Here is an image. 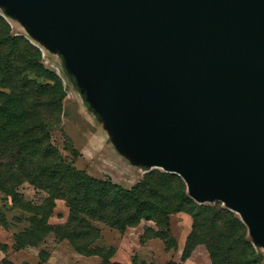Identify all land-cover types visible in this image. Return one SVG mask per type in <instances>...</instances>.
<instances>
[{
    "label": "water",
    "instance_id": "95a60500",
    "mask_svg": "<svg viewBox=\"0 0 264 264\" xmlns=\"http://www.w3.org/2000/svg\"><path fill=\"white\" fill-rule=\"evenodd\" d=\"M64 55L122 146L264 244V0H0Z\"/></svg>",
    "mask_w": 264,
    "mask_h": 264
},
{
    "label": "trees",
    "instance_id": "16d2710c",
    "mask_svg": "<svg viewBox=\"0 0 264 264\" xmlns=\"http://www.w3.org/2000/svg\"><path fill=\"white\" fill-rule=\"evenodd\" d=\"M65 96L59 76L43 64L40 48L23 35L13 34L0 15V191L13 207L30 214L29 225L13 235L14 249L37 246L52 233L80 254L98 255L99 264H118L111 261L112 246L96 243L101 235L94 223L124 232L141 220L152 221L154 227H147L146 233L160 238L165 247L175 248L169 216L183 212L191 216L192 223L182 258L203 244L211 264L259 263L240 217L217 200L213 205L198 204L176 173L146 167L142 177L126 188L74 167L52 141V133L60 128ZM64 148L73 157L79 155L68 142ZM23 183L46 193L40 203L23 198L18 191ZM57 199L64 200L68 216L63 223L51 224L48 220ZM5 222L0 213V223ZM0 249L5 251L7 245L0 243ZM39 256L44 261L47 252L42 250Z\"/></svg>",
    "mask_w": 264,
    "mask_h": 264
},
{
    "label": "rangeland",
    "instance_id": "374dc122",
    "mask_svg": "<svg viewBox=\"0 0 264 264\" xmlns=\"http://www.w3.org/2000/svg\"><path fill=\"white\" fill-rule=\"evenodd\" d=\"M0 15L9 23L13 34L23 35L40 48L43 64L60 78L66 96L63 100L60 128L52 133V141L62 155L71 160L77 169L98 178L108 177L122 187L128 188L140 179L148 166L143 165L126 147L122 146L117 129L111 126L109 120L101 113L89 89L79 83L78 76L69 68L62 52L57 47L50 46L33 36L22 17L16 15L7 17L1 6ZM67 142L79 153L78 156L73 157L64 148ZM151 169L168 172L155 166H149L148 170ZM18 191L25 200L34 203H40L46 195L45 192L28 183H23ZM215 202L197 203L213 205ZM218 202L227 208L222 202ZM0 213L4 214L6 221L4 225L0 223V243L7 245L5 251L0 249V264H99L98 255L80 254L67 240H57L52 233L37 246L14 249L13 235L29 225L27 218L30 214L13 207L1 191ZM67 216L68 208L64 200H55V207L48 222L63 223ZM169 223L170 232L176 240L175 248L165 247L160 238L151 237L146 233V228L154 227V223L144 220L124 232L96 222L94 225L99 228L101 235L96 243L105 248L112 246L115 251L111 261L118 264L169 260L179 264H211L203 244L197 245L187 258H182L185 238L191 229L190 215L183 212L172 214L169 216ZM253 245L260 258L258 264H264V244L253 243ZM42 250L47 252L44 261H41L39 256Z\"/></svg>",
    "mask_w": 264,
    "mask_h": 264
}]
</instances>
